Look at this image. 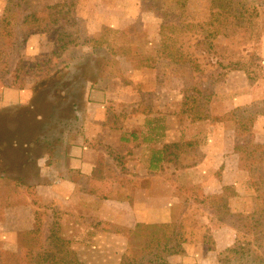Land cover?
I'll use <instances>...</instances> for the list:
<instances>
[{"label":"rangeland","instance_id":"374dc122","mask_svg":"<svg viewBox=\"0 0 264 264\" xmlns=\"http://www.w3.org/2000/svg\"><path fill=\"white\" fill-rule=\"evenodd\" d=\"M208 1L145 0L144 7L159 19H151L149 29L146 30L139 21L122 31L104 29L91 38L86 35L89 33L87 22L77 16L78 11L90 7V1L0 0V93L4 88L13 87L20 90L29 88L34 94L40 83L45 81L48 86L38 91L42 96L38 95L35 99L34 110L27 112L16 107L0 114V140L6 141L8 135L27 140L30 146L2 148L0 174L8 164L12 166L9 172L13 175L7 179L13 178L19 183L14 192L9 191L11 205L23 202L20 183L24 180L34 182L38 178L39 158L47 152H58L59 142L50 144L47 141L51 137L58 139L60 131L68 132L69 126L74 125H68L70 120L79 119L74 110L65 112L73 101L82 97L85 99L86 84L75 67L80 68L82 75L100 76L108 70L122 73L125 65L112 56L127 51L137 56L139 63L136 66L148 65L159 73V94H165L170 100L177 120L181 112L185 119L190 116L194 121L215 118L212 116L214 101L222 104V111H228L226 105L232 107L219 119L232 122L236 128L242 190L237 191L235 186L227 187L223 197L212 200L195 192L192 196L195 205H191L185 217L183 215L178 219V223L181 222L178 224L181 226L180 236L186 239V243H178L169 253L180 252L172 256H178L185 262L181 260L177 264H264V129L258 132V127L264 125V32L247 46L240 38L206 40L207 33L202 28L207 30L206 25L210 23ZM108 6L109 1H106L105 7ZM258 23L264 26V17ZM156 25H159L158 30ZM86 41L92 47L99 43L108 45L110 60L106 53L100 51L83 64L77 50ZM70 50L74 52L70 53ZM69 56L74 60L72 67L66 62ZM56 71L64 73V77L55 76ZM48 75L51 77L47 78ZM57 89L60 93H56ZM250 89L258 95L251 105L234 108V104H230L233 93L230 90L238 95ZM44 97L59 105L61 120L68 122L66 126L56 127L54 131L57 133L52 132L50 137L43 134V123L48 122L52 106L46 103ZM214 97L217 99L214 100ZM126 119L123 115L118 122ZM178 131L185 137V131L180 128L175 138H179ZM42 140L46 143L39 142ZM193 141L191 138L190 142L183 144L185 154L191 157L189 164L199 161L201 155ZM188 143L192 145L187 146ZM177 144L180 148L176 152L182 151V140ZM22 149L33 154L28 155L31 160L26 164V170L22 169V158L25 157ZM120 149L114 153L129 152L133 155V146ZM218 199L224 201L214 202ZM14 210L15 217L12 218L7 217L6 211L0 212V264H124L133 257L132 243L145 244L144 239L134 241L131 233L125 246L108 239L101 241L104 248H99L91 240L89 243L72 240L71 217H52L45 211L37 213L33 229L23 230L28 227L27 216L19 208ZM208 218H212L209 225L206 222ZM219 221L236 232L234 245L222 252L216 250V244L213 245V230L220 226ZM37 227L39 230L35 234ZM158 237H162L161 231ZM29 239H34L32 244ZM188 244L192 252L200 255H184V245ZM161 250L154 243L152 252L148 250L143 257L139 256L141 263L155 264L159 254L172 264L171 255L167 256L166 251L161 253ZM35 254L42 257L39 263L33 260Z\"/></svg>","mask_w":264,"mask_h":264},{"label":"crops","instance_id":"0c3cea01","mask_svg":"<svg viewBox=\"0 0 264 264\" xmlns=\"http://www.w3.org/2000/svg\"><path fill=\"white\" fill-rule=\"evenodd\" d=\"M87 1L90 7L78 11L77 16L87 22L86 35L91 38L104 29L122 31L139 21L147 30L151 19L159 21L144 7L145 0ZM106 1L109 8L105 7ZM99 44L92 47L89 41L81 43L77 51L83 64L97 52L107 54L108 45ZM107 56L109 61L110 54ZM69 57L66 62L72 67L74 60ZM112 57L125 65L122 73L108 70L100 76L82 75L80 68L75 67L86 84L85 102L76 112L80 119L72 122L68 132L58 135L57 153L54 150L39 158L38 178L20 183L24 198L21 205L10 204L9 191L18 187L13 178L7 179L13 172L0 174V212L8 209L7 217L12 218L14 209L24 211L28 227L23 230L33 229L37 213L45 211L52 217H71L72 240H91L104 248L101 241L108 239L125 246L128 235L138 225H169L180 216L185 217L191 205H195V192L212 200L223 197L227 187L242 190L236 128L232 122L219 119L232 107L226 105L228 111H222V104L214 101L215 118L194 121L190 116L185 119L181 112L177 120L170 100L159 94L160 75L155 68L136 66L137 56L127 51ZM230 91L234 108L251 105L258 98L254 89L238 95ZM32 100L33 91L29 88L7 87L0 93V109L27 107ZM123 115L127 119L119 123ZM180 128L185 137L178 131L179 138H175ZM263 129L264 125L258 127V132ZM190 137L201 152L200 160L193 164H189L191 157L185 154L183 145L190 142ZM180 140L182 151L176 152L180 148L176 142ZM124 146H133V155L114 153ZM211 219L206 220L207 225ZM219 224L213 230V239L216 250L222 252L234 245L236 232L221 221ZM183 249L184 255H200L191 251L190 244ZM181 260L178 256L170 257L172 264L185 262Z\"/></svg>","mask_w":264,"mask_h":264},{"label":"trees","instance_id":"16d2710c","mask_svg":"<svg viewBox=\"0 0 264 264\" xmlns=\"http://www.w3.org/2000/svg\"><path fill=\"white\" fill-rule=\"evenodd\" d=\"M208 2L210 5V23L206 25L208 27L207 30L202 28L203 31L207 33V36L205 38L206 40L210 38L219 39L220 37H224L226 39L240 38L241 40H243V44L247 46L250 45L253 40H258L261 36L260 33L264 32V26L259 25L258 23V20L264 17V0H209ZM246 24L248 25V27L244 28ZM56 75L60 77V79L64 77V73H62L61 71H56L55 76ZM50 77V75L47 76V78ZM40 84L41 86L38 89L36 88V90H34L33 100L31 103L32 105L19 108H21L22 110H27V112H30L29 110H34L33 104L35 103V99L38 95H41L38 93V91H41L43 88L48 87L45 81ZM56 93H60V91H58L57 89ZM45 100L47 104L52 106V109L50 111V117L48 122L43 123V134H48V137H50L52 132L57 133V131H54L56 127L58 128L61 125L66 126L68 122H64L63 120H61L62 115L59 114L61 112L60 107H58L59 105L53 103L48 98ZM83 101V97L79 101H73V103H71L72 105L67 106L68 110H66L65 112H70L71 110H74L73 113L76 115V112L79 110L78 106L82 105L81 103ZM61 103L62 101L60 102V106ZM6 111L7 110L0 109V114ZM78 117L79 116L76 115V118ZM74 121L76 120H70L68 125H71L70 123ZM61 133L62 132L60 131L57 135H60ZM6 138V141L0 140V155L3 152L2 148H4L5 150L8 148L16 149L17 147L22 145L30 147L29 145H27V140L24 141L20 139H14L12 138V136L10 137L8 135ZM43 140L39 142L46 143ZM47 142H49L50 144H54L59 142V138L52 139L51 137ZM25 150L26 149H22V153L23 155H25V157L22 158V169H24V167H26V164L29 163L31 160L28 155H33L31 154V152H25ZM0 161H2V159ZM7 165L4 166L5 169L2 171V173L4 172L3 174H5L7 171H9L10 168H12V166ZM223 201L224 199H218L214 202L221 203ZM178 224H181V222L178 223L177 221L169 225H138L135 231L131 233L133 235L132 239H134V241L139 239L140 241H142L144 239L145 244L143 245L140 242L132 243V246L134 248L133 257L130 258L129 262H125L124 264H143L141 263L139 256L141 255L143 257L144 254L148 253V250L152 252L154 243L156 248H162L161 253L166 251L167 256L179 254L180 252L176 251H172V253H169L171 252V250H174V247L178 243L180 245L186 243V239L183 236H180L181 226L179 227ZM38 230L39 229L37 227L34 233L37 234ZM159 231H161L162 233V237L160 238L158 237ZM27 235L28 237L30 236L29 234ZM31 240L34 239H29V242L32 244L33 241L31 242ZM163 242H165L164 245ZM214 244L215 243L213 240V245ZM179 248L180 246L178 247V249ZM40 258L42 257L37 254L33 256V260L37 263L40 262ZM154 262L155 264H169L166 258L160 257L159 254H157L156 261Z\"/></svg>","mask_w":264,"mask_h":264}]
</instances>
